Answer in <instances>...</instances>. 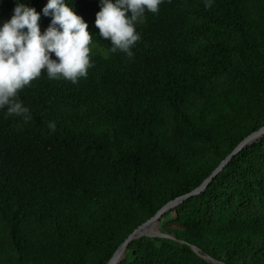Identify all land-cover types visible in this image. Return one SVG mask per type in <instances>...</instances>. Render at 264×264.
<instances>
[{"label":"trees","instance_id":"1","mask_svg":"<svg viewBox=\"0 0 264 264\" xmlns=\"http://www.w3.org/2000/svg\"><path fill=\"white\" fill-rule=\"evenodd\" d=\"M46 2L20 0L38 13ZM14 6L0 0V24ZM71 6L97 36L91 78H38L18 94L26 124L0 110V264H106L264 125V0H164L138 25L131 61L99 37L100 0ZM50 20L41 14V32ZM159 229L170 238L136 239L118 264H215L192 247L264 264V135Z\"/></svg>","mask_w":264,"mask_h":264},{"label":"clouds","instance_id":"2","mask_svg":"<svg viewBox=\"0 0 264 264\" xmlns=\"http://www.w3.org/2000/svg\"><path fill=\"white\" fill-rule=\"evenodd\" d=\"M72 2L47 0L38 13L20 0H13L11 18L0 24V110L5 118L15 116L25 124L32 120L30 108L18 94L28 87L31 91L30 87L39 79L66 80L81 88L91 78V57L97 59L93 37L97 36L75 14ZM212 2L205 0V8L211 7ZM163 3L164 0H100L94 27L100 38L110 41L108 52L123 53L131 61L135 55L133 48L142 38L138 25L145 22L146 13L157 14ZM41 14L51 17L43 32L39 25ZM49 87L52 86L45 82L40 90ZM47 128L50 133L55 132L56 122L50 121Z\"/></svg>","mask_w":264,"mask_h":264},{"label":"water","instance_id":"3","mask_svg":"<svg viewBox=\"0 0 264 264\" xmlns=\"http://www.w3.org/2000/svg\"><path fill=\"white\" fill-rule=\"evenodd\" d=\"M264 135V125L260 127L257 131L249 134L246 136L241 142L238 143V145L229 153L221 162L220 164L213 170V172L194 190L191 192L180 196L168 203H166L164 206H162L153 217L139 225L137 228H135L131 234L118 246L116 251L113 253L111 258L108 260L106 264H118L120 261L124 258L125 252L127 249V246L130 242L139 239L144 236L148 237H166L170 238V236L162 233L159 229V219L169 210L176 207L180 203H182L184 200L188 199L191 196L197 195L200 192H202L207 185L212 181V179L223 170V168L231 161V159L238 154L240 151L245 149L246 147L252 145L256 141H258L262 136ZM151 225H156V229L154 231H149V227ZM192 250L197 253L199 256H201L203 259L207 261H211L215 264H224L222 262H218L214 259H212L209 256H204L199 253V250L196 247H192Z\"/></svg>","mask_w":264,"mask_h":264},{"label":"bare ground","instance_id":"4","mask_svg":"<svg viewBox=\"0 0 264 264\" xmlns=\"http://www.w3.org/2000/svg\"><path fill=\"white\" fill-rule=\"evenodd\" d=\"M156 229V225H151L150 227H149V231H154Z\"/></svg>","mask_w":264,"mask_h":264}]
</instances>
